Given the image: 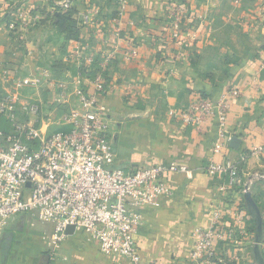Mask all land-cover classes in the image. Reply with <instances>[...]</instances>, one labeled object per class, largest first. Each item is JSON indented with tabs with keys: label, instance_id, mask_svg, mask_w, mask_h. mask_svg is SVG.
Masks as SVG:
<instances>
[{
	"label": "crops",
	"instance_id": "0c3cea01",
	"mask_svg": "<svg viewBox=\"0 0 264 264\" xmlns=\"http://www.w3.org/2000/svg\"><path fill=\"white\" fill-rule=\"evenodd\" d=\"M53 1L57 2L0 0V15L16 5L50 10ZM92 1V6L105 5V0ZM171 1L130 0L120 25L121 34H133L141 48L140 57L131 62L121 54L114 59L110 74L114 87L106 97L112 121L111 141L117 154L115 166L126 170L159 163L200 167L212 157L219 162L228 157L238 160L264 145V0H242L240 5H235V0H193V18L181 40H172L170 34ZM87 2L74 0V6L82 14L91 6ZM113 9L114 6L104 7L108 16L104 18L102 35L110 37L107 44L100 42L99 29L94 27L95 31L85 30L79 40L71 41L67 52L64 35L52 24L43 21L37 27L12 34L1 23L0 90L6 88V69L16 77L43 68H49L54 75L58 60L61 69L73 73L79 68L69 59L70 51L78 44L98 52L109 51L116 39L113 33L117 24L109 16ZM132 21L134 25H129ZM51 47L58 56L53 60L49 59L54 56L48 50ZM8 87L18 91L15 83ZM228 87L241 90L240 96L232 97L228 116L229 128L241 143L238 149L230 146L228 153L214 155L217 120L211 118L198 129L184 124L178 113L199 95L218 98ZM21 94L22 99L46 98V93L40 91L26 97L23 88ZM245 163L244 176L261 171L264 153L251 155ZM169 178L171 193L163 195L158 206L141 209L143 224L136 238L141 255L152 264H187L193 247L192 233L196 227L209 226L216 205L224 202L220 187L227 178L204 171ZM15 227L0 237V246L3 241L7 245L0 258L2 264H132L128 258L104 254L84 231L68 235L57 246L53 243L54 231L45 234L44 246L15 260L11 242Z\"/></svg>",
	"mask_w": 264,
	"mask_h": 264
},
{
	"label": "built area",
	"instance_id": "2783aa9c",
	"mask_svg": "<svg viewBox=\"0 0 264 264\" xmlns=\"http://www.w3.org/2000/svg\"><path fill=\"white\" fill-rule=\"evenodd\" d=\"M120 2L125 7L129 0ZM60 3L67 9L72 0ZM94 9H86L80 15L82 25L99 21L98 11ZM169 9L172 36L179 39L183 12L174 4ZM124 12L115 18L116 39L109 51L98 52L83 44L70 51L69 59L77 68L84 69L72 78H57L49 68L24 77H16L8 69L4 71L6 88L0 90V123L10 122L12 127L6 132L0 126V234L12 216L31 212L42 222L55 223L52 235L55 246L68 237L67 227L74 225L97 242L104 254L128 258L132 264H152L141 255L136 238L143 224L141 209L158 206L163 195L171 193L169 177L172 175L204 171L227 178L220 187L224 202L216 205L209 226L194 229L187 264H226L224 247L239 242V237L245 238L251 220L245 204L236 206L235 197L229 199L228 195L243 184L239 165L251 155L264 153V145L238 160L228 157L219 162L212 157L200 167L159 163L126 170L115 166L117 154L111 141L112 121L106 103L114 87L110 77L113 61L118 54L126 62L141 55L140 46L134 44L130 35L121 34L119 22ZM16 13L23 20L20 31L40 18L39 14L30 15L26 5ZM96 25L100 42L107 44L110 37L102 35L105 23ZM129 25H134L133 21ZM8 29H15V24L11 23ZM94 70L96 74L92 77ZM14 83L18 91L8 87ZM25 86L44 91L46 98L22 99L21 89ZM240 95L239 88L228 87L217 99L198 96L178 113L184 124L198 129L211 118L217 120L214 155L229 152L233 137L228 123L231 100ZM47 102L54 108L45 116L43 104ZM61 107H68L69 111L58 116L56 112ZM51 125L58 128L49 132ZM242 190H238L239 194L246 188Z\"/></svg>",
	"mask_w": 264,
	"mask_h": 264
},
{
	"label": "rangeland",
	"instance_id": "374dc122",
	"mask_svg": "<svg viewBox=\"0 0 264 264\" xmlns=\"http://www.w3.org/2000/svg\"><path fill=\"white\" fill-rule=\"evenodd\" d=\"M56 1H57L56 3L58 5H61V3H60L61 0H56ZM85 1H88V0H85ZM120 1L121 0H119V6L117 7V13H121L123 11H126L127 6L129 5V2H128V4H126L125 7H122ZM181 1L182 0H173V1H171V5L172 4L178 5L181 8L183 13L188 12L187 8H185V7L183 8L180 6L182 4V3H180ZM185 1H186V3H188L190 5V7H192L193 0H185ZM241 2H242V0H240L238 3L235 0V5H240ZM87 3H89L91 6L86 5L87 6L86 9L93 10L94 8H97L94 10L98 11L97 12V19L99 21H95V23L90 24V26H84L83 31H85V30L89 31L88 29H93V31H95L94 26L96 29H98V27H96L97 26L96 24L100 23L102 25L103 22H106V20H104V18L108 15L104 14L105 13L104 8H102L100 6H92L93 4H95L94 1L89 0V2H87ZM73 6H74V0H72L70 7H73ZM190 13H191V16L193 18L192 10H190ZM46 14H48L49 16H48V19H45L46 21H44V22L49 25L52 22L53 12H49ZM80 15H81V13H79V19H81ZM41 16H44V15H41ZM45 17H46V15H45ZM115 18H116L115 16L112 17L113 22H115ZM192 18H191V20H192ZM123 21H124V18H122L119 23L122 24ZM7 29H8V27H7ZM55 29H56V27H55ZM249 29H251V28L249 27ZM48 50L52 54H54V56H49V59L53 60L54 57H58L55 54V51L52 47ZM55 60H56V58H55ZM58 62H59L58 60L55 61V69H54L55 77H57V78L71 77L72 78L73 73L70 71L67 72V71H64L63 69H61L60 68L61 66L59 65L60 63H58ZM35 92L36 91H34L31 88H28L26 86L23 87V94L26 97L34 96ZM41 92L43 93L44 91H41ZM53 108H54V106L51 105L50 103H48V102L44 103L43 104V115H45V116L48 115V113H50ZM61 108L62 109H60V111L56 112L58 114V116H61L65 112L69 111L68 107H61ZM58 116L55 117L56 120L59 119ZM1 127H3L4 129H5V127H8L10 130L12 125L10 122L7 123V122L3 121V126H1ZM57 128H58V126L51 125L49 132H52L53 130H56ZM121 149H123V148H121ZM260 170L261 171H259L257 173H253L251 176H247V175L244 176L243 177V179H244L243 184L238 188V190L243 188L242 191H244V189L246 188L245 184H249L250 190L253 193V196L258 198L257 203L259 204V206L263 212V216H264V168H262ZM238 190L236 191V196L234 199L236 201V206L239 204H242V203L245 204V199H244V193L245 192H241L239 194ZM245 207H246V205H245ZM247 211H248V209H247ZM248 213L250 214L249 211H248ZM250 216H251V214H250ZM252 217H251L250 223H248L249 231H248V234L245 236V238L239 237V240H240L239 242L229 243L228 245H226L224 247V252L226 253L225 255H226V258H227L229 263H232V264L233 263L234 264H259V263H256L254 256H253V246L255 244V234H256V232H255L256 219L253 217L254 218V220H253ZM13 226H16L14 228V229H16V231H15V234H13V239L11 241L13 244L12 255H13L15 260L17 258L23 259V258H25L31 254H34V252L38 249L37 248L38 246H44V244H45V241L43 240V235L51 234L55 229V223H53V222H42L36 215H34L31 212L20 213V214H17L15 216H12L9 219L8 225L5 228V230L0 234V237L3 236V233L6 232V230H8L9 228H11ZM80 231L83 232L84 230L81 228H78L76 230V232L72 235H74V236L78 235ZM84 233L87 234L85 231H84ZM6 246H7L6 242L3 241V244H1V246H0V258L1 259H2V255H3L4 249ZM262 254L264 256V236H263V244H262ZM1 259H0V263L2 261Z\"/></svg>",
	"mask_w": 264,
	"mask_h": 264
},
{
	"label": "trees",
	"instance_id": "16d2710c",
	"mask_svg": "<svg viewBox=\"0 0 264 264\" xmlns=\"http://www.w3.org/2000/svg\"><path fill=\"white\" fill-rule=\"evenodd\" d=\"M180 3H182L180 6L183 7V8L184 7L187 8L188 12H184L182 14V23H183V25H182V27L180 29V38L178 40H181L182 39V34L185 31H188V29L190 28L189 21H191V18H192L191 13H190V10H191L190 5L188 3H186L185 0H182ZM50 5H51L50 10H47V8H41V7H28L27 8V12L30 15H34V14L44 15L43 18H42V16H40L41 19L39 18L34 24L30 25L29 28L34 27V26L37 27L40 23H42L43 21H46L45 19H48L49 15L46 14V13L53 12V17H52L51 24L56 27V29L58 30L59 34L64 35V37H65L64 50L67 52L68 44L71 41L79 40L80 36L82 34V31H83L84 25H82L81 20L79 19L80 11H79V9L76 6L69 7L67 9H65L63 6L58 5L54 1ZM113 6H114V9L110 12L109 16L110 17L111 16L112 17L113 16L117 17L118 14H119V13H117V7L119 6V0H105V5H104L105 8H107V7L110 8V7H113ZM18 9H19L18 5H16V6H14V8L12 10H9L4 15L3 14L0 15V24L1 23H5L6 27H9V25L11 23L15 24V29L10 30V32L12 34L20 33V30L23 28V20L19 19L18 16H17L18 13H16V11ZM45 15H46V17H45ZM43 23H45V22H43ZM169 27L171 28L170 34L172 36V31L174 29H173V24L171 23V21H170V26ZM130 38L133 40V42H134V44L136 46H140V44L138 43V41L136 40V38H135V36L133 34H130ZM172 40H176V38H174L172 36ZM79 70L84 71V69L82 67L80 69L74 70L73 73H77ZM95 74H96V70H94L92 72L91 76L94 77ZM108 79H110V78L108 77ZM209 95L203 93V94H201L199 96L210 98V99H217L216 97H210ZM4 130L7 132V131H9V128L5 127ZM245 165H246V163H241L239 165V170H240L241 174H243V172H244ZM239 187L240 186H237L232 191H230V193L228 195L229 199H233L236 196V191L238 190ZM254 198L258 202V198H256V197H254ZM251 217H252V215H251ZM252 219L254 220L253 217H252ZM226 264H232V263L227 262Z\"/></svg>",
	"mask_w": 264,
	"mask_h": 264
},
{
	"label": "water",
	"instance_id": "95a60500",
	"mask_svg": "<svg viewBox=\"0 0 264 264\" xmlns=\"http://www.w3.org/2000/svg\"><path fill=\"white\" fill-rule=\"evenodd\" d=\"M241 139L238 136H233L230 141V146L238 149L240 147ZM245 205L250 214L256 219V228H255V244L253 246V256L256 263L264 264V256L262 254V244L264 236V216L263 212L255 200L253 193L250 190L249 184L246 187L244 193ZM76 228L74 225H69L66 229L68 235L74 234Z\"/></svg>",
	"mask_w": 264,
	"mask_h": 264
}]
</instances>
